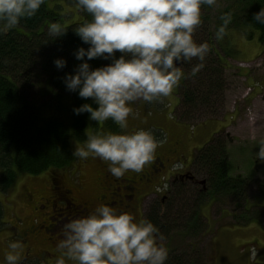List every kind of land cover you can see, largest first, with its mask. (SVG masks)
I'll use <instances>...</instances> for the list:
<instances>
[{
	"label": "trees",
	"instance_id": "1",
	"mask_svg": "<svg viewBox=\"0 0 264 264\" xmlns=\"http://www.w3.org/2000/svg\"><path fill=\"white\" fill-rule=\"evenodd\" d=\"M262 6L264 0H228V5L215 14L211 7L202 6V24L194 39L198 43L208 42L210 52L205 67L195 77L181 81L177 111L180 123L195 126L215 120L224 109V72L228 59L238 54L233 36L239 34L248 42L257 41L264 50V24L253 21V14ZM229 10L233 12V21L228 33L223 40L216 41L219 17ZM89 19L90 15L79 10L74 0H45L35 17L22 19L15 29L0 34V193L7 192L20 174L71 169L77 158L72 156L70 139L84 140L87 127L96 131L98 122L90 120L89 113L73 112L74 107L92 103L91 99L67 91L63 83L65 73L72 72L80 63L73 50L88 47L73 29ZM57 20L68 31L54 39L46 28L50 21ZM59 57L67 60L63 69L53 63ZM109 62L102 58L89 61L93 67ZM195 63V59L185 63L183 71L189 73ZM110 123L114 124L112 120ZM224 131L225 128L220 133ZM192 175V181L173 183L164 202H154L144 215L166 236L170 250L166 264H206L201 246L209 233V221L204 215L208 201H212V206L222 204L221 209L230 205L225 203L235 202L236 213L244 211L239 214L242 223L236 225L247 226L257 218L252 211L255 206L248 208L249 192L253 183L263 192L264 182L243 176L231 178L227 147L220 138L212 137L196 151Z\"/></svg>",
	"mask_w": 264,
	"mask_h": 264
},
{
	"label": "clouds",
	"instance_id": "2",
	"mask_svg": "<svg viewBox=\"0 0 264 264\" xmlns=\"http://www.w3.org/2000/svg\"><path fill=\"white\" fill-rule=\"evenodd\" d=\"M76 7L91 17L73 29L83 44L73 50L77 61L65 73L67 91L92 103L74 107L77 115L89 119H111L120 132L89 131L75 143L72 156L98 157L108 161L115 177L127 171H142L154 158L159 146L150 130L126 132L132 104L138 100L160 102L169 97L188 76L195 77L205 67L210 52L208 42H197L194 33L202 24V6L215 7L218 0H74ZM45 0H0V34L15 29L22 19L35 17ZM214 39L221 41L233 21L231 10L221 13ZM253 21L264 24V6L253 14ZM47 34L64 36L68 27L60 20L50 21ZM119 53V56H117ZM102 58L109 63L93 67L89 61ZM193 64L189 73L182 65ZM63 69L67 60L55 58ZM93 104L96 106L94 107ZM171 115V114H170ZM255 158L264 162V139L258 141ZM165 183L163 188L166 190ZM166 236L148 218L137 219L129 212L101 203L86 215L67 220L57 242L55 264H166L169 248ZM23 243L10 240L6 264H18ZM254 255V254H253Z\"/></svg>",
	"mask_w": 264,
	"mask_h": 264
},
{
	"label": "rangeland",
	"instance_id": "3",
	"mask_svg": "<svg viewBox=\"0 0 264 264\" xmlns=\"http://www.w3.org/2000/svg\"><path fill=\"white\" fill-rule=\"evenodd\" d=\"M227 5L228 0H218L217 5L211 7L213 14ZM73 9L69 7V10ZM65 11L68 12L67 7ZM72 20L74 21V18ZM233 41L238 54L236 58L227 61L228 67L224 72L225 105L215 120H205L195 126L180 123L177 119L180 86L171 96L163 98L160 102L138 100L132 104L134 115L129 116V127L124 131L132 132L141 128L150 130L160 141L155 153L167 155L170 160L167 170L170 169L172 173L191 171L196 151L202 149L214 137L220 138L227 147L231 178L243 176L256 182H264V162L255 158V152L259 150L258 141L264 139V50L257 41L248 42L239 34L233 36ZM110 120L98 122L96 131L120 132L119 126L110 123ZM223 128L225 131L220 133ZM86 129L91 131V127ZM76 141L83 142L71 138L72 150ZM105 162L98 157L77 158L71 169L54 174H58L59 178H62L61 181L72 189L74 187L79 191L83 188L85 197L94 203L95 197L100 193L97 185ZM51 173L53 172L46 171L40 175L20 174L7 192L0 193V264H6L4 257L9 250L5 240L22 241L15 237L12 217L23 218L27 214V210H24L26 206L33 208L32 202L39 194L49 192ZM126 173L127 177L132 178L137 175V172L132 170ZM166 176L169 179L170 176ZM262 193L264 191L261 192L256 183L251 185L248 208L255 206L252 211L258 220L253 218L247 226L236 225L242 223L239 214L242 215L244 211L236 213L235 202L225 203L230 205L222 209V204L210 205L212 201L205 204L210 207V211L204 210V215L209 221V233L201 246L206 255V264H264ZM164 195L161 194L162 198L158 199L150 196L143 200L138 209L139 218H144L147 209L154 202L163 203ZM166 196L167 194L165 198ZM19 252L22 254L23 248Z\"/></svg>",
	"mask_w": 264,
	"mask_h": 264
},
{
	"label": "flooded vegetation",
	"instance_id": "4",
	"mask_svg": "<svg viewBox=\"0 0 264 264\" xmlns=\"http://www.w3.org/2000/svg\"><path fill=\"white\" fill-rule=\"evenodd\" d=\"M169 161L166 154L157 152L142 171L137 172L135 178L127 177V173L121 177L113 176L108 169L109 162L106 161L97 185L100 193L95 197L94 203L85 197L83 188L79 191L74 187L72 189L61 181L58 174L56 176L54 172L51 173L49 192L39 194L32 202L33 208L26 206L24 210H27V214L23 218L12 217L15 237L20 238L23 243V253H20L18 264H55V259L59 256L57 242L62 236L64 223L71 218L88 214L101 203L129 211L140 219L138 209L143 200L150 196L162 198L156 194V189L162 185L167 174L170 176V187L175 182L192 181V168L191 171L172 173L170 169L167 170ZM163 194L166 195V192Z\"/></svg>",
	"mask_w": 264,
	"mask_h": 264
},
{
	"label": "water",
	"instance_id": "5",
	"mask_svg": "<svg viewBox=\"0 0 264 264\" xmlns=\"http://www.w3.org/2000/svg\"><path fill=\"white\" fill-rule=\"evenodd\" d=\"M202 183H204V182H202Z\"/></svg>",
	"mask_w": 264,
	"mask_h": 264
}]
</instances>
